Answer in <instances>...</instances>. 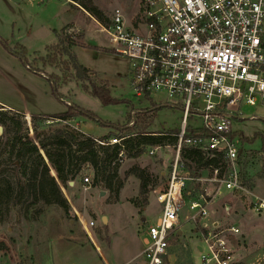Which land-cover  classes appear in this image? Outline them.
<instances>
[{
    "label": "rangeland",
    "instance_id": "1",
    "mask_svg": "<svg viewBox=\"0 0 264 264\" xmlns=\"http://www.w3.org/2000/svg\"><path fill=\"white\" fill-rule=\"evenodd\" d=\"M143 5L144 0H0V36L10 48L15 49L17 44L24 46L27 62L34 69L0 43V101L32 113L61 114L70 107H77L96 116L92 119L77 114L67 121L40 120L29 114L26 116L27 113L10 112L5 107L6 115H0L4 120L0 121V180L10 181L15 188L19 182L26 181L20 168L13 163L15 156L11 154L10 145L16 127L9 116L21 122L20 134L36 143L49 131L66 125H76L71 126L76 131L79 128L75 127L81 126L85 133L100 138L111 131L117 132L113 124L131 126L132 118L135 121L143 118L146 110H149L148 115L153 113L149 131L165 133L179 127L182 111L168 106L164 94L153 93L152 99L134 94L128 59L113 50L108 35L96 30L97 25L88 16V13L93 15L90 7H96L109 21L113 10L119 7L127 24L135 27ZM67 23H72L76 30L71 31L69 26L68 30L64 29ZM49 28L51 32L60 31L59 37L72 36L78 43L72 48L78 61L91 69L90 81L108 88L113 97L123 101L103 104L90 93V81L78 80L71 65L62 62L66 59L64 55L51 65H44L37 59L45 55L47 46L59 42L54 33L46 31ZM50 76L54 77L56 90L53 81L48 79ZM156 106L160 107L152 112ZM240 111L242 115L233 120L232 127L248 153L241 165L242 175L250 189L264 197V152L261 150L264 146V104L243 103ZM161 141L158 145L145 146L144 152L136 157L128 156L123 147V157L118 161L117 174L110 187L104 181L95 182L94 170L89 164H82L77 177L64 186L49 163L51 175L56 177L69 200L70 211L66 214L57 204H32L31 196L19 204L14 205L12 200L0 204V264H143L142 258L135 259L144 246L143 217L147 222L156 221L160 211L157 196L168 189L172 169L171 158L167 155H173L175 140L166 137ZM156 146L160 148L149 154L150 148ZM41 153L44 154L43 150ZM184 164L189 175L185 180L186 200L200 192L207 196L211 193L212 214L224 226H237L239 222L234 214L239 213L235 208L240 206L246 207L252 218L264 216L244 204L246 198L236 197L209 180L210 167L198 168L187 156H184ZM132 168L144 171L146 194H141L140 179L131 173ZM86 176L90 177V183L85 185ZM188 212L185 205L181 211L184 235L170 248L173 264H195L199 259L196 247L199 236L193 224L186 221ZM241 234L240 230L231 241L234 252H238V264H244L242 250L249 252L246 264H264V248L255 251L260 238H264V223L255 237L245 239Z\"/></svg>",
    "mask_w": 264,
    "mask_h": 264
},
{
    "label": "built area",
    "instance_id": "2",
    "mask_svg": "<svg viewBox=\"0 0 264 264\" xmlns=\"http://www.w3.org/2000/svg\"><path fill=\"white\" fill-rule=\"evenodd\" d=\"M140 14L135 27L127 24L119 7L106 22L88 16L96 30L108 35L113 50L128 59L134 94L152 99L153 93H162L168 106L182 111L176 133H147L171 136L175 143L173 155H167L172 162L168 189L157 196L159 215L155 222L144 220L143 264H173L170 248L184 235L181 211L185 205L186 221L199 236L195 264H238L231 241L240 229L224 226L214 217L212 194L200 192L186 200L189 175L184 156L187 148H193L206 159L222 157L224 165L210 167L209 180L246 198L244 204L257 214L264 213V197L250 189L242 175L248 153L237 135H230L243 103L264 104V0H144ZM1 109L6 108L0 103ZM129 124H135L134 117ZM132 136L95 140L123 148ZM158 148H150L149 154ZM122 157L120 151L118 161ZM88 183L86 176L84 184Z\"/></svg>",
    "mask_w": 264,
    "mask_h": 264
},
{
    "label": "trees",
    "instance_id": "3",
    "mask_svg": "<svg viewBox=\"0 0 264 264\" xmlns=\"http://www.w3.org/2000/svg\"><path fill=\"white\" fill-rule=\"evenodd\" d=\"M90 10L99 20L103 22L107 21L104 19L102 11L98 8L90 7ZM0 43L8 48L11 53L23 59L27 66L31 67L27 62L26 48L24 46L17 44L18 46L15 49L10 48L1 36ZM77 44L78 43L72 36L65 34L59 37V42L57 44L47 46L45 55L37 56V59L42 60L44 65H51L56 63L59 56L63 57L64 55L68 60L63 59L62 62L65 65H71L75 77L78 80L90 81L89 74L91 69L81 64L72 50ZM17 49L21 50L18 51ZM48 79L53 81L52 83L56 90L54 77L50 76ZM89 83L91 84L90 93L97 97L103 104H116L123 101L113 97L108 88L99 86L93 81ZM84 87L85 89H89L88 86ZM158 107L160 106H156V108L151 109V111H156ZM3 111L5 110H0V115L5 116L6 114ZM9 111L14 112L11 110ZM148 111L149 110H146V112L143 113L144 117L137 119L133 126L111 124L117 129V132L111 131L98 139H109L112 136L120 137L121 134H134V136L124 141V149L127 155L131 157L141 155L144 152L145 146L161 144L162 139L171 136H152L147 134L153 118V113L148 115ZM77 114L96 119V116L92 113L83 111L77 107H70L66 112L61 114L48 116L33 114L32 117L33 119L40 120L44 118H57L61 121H67ZM9 119L15 123L16 127V133L10 145L11 154L15 156L13 163L20 168L22 176L26 177V181L19 182L15 188L10 181L6 179L0 180V204L9 200H12L14 205L19 204L22 203L27 196H31L32 204H38L39 202L57 204L68 214L70 211L69 200L64 195L56 177L51 175L49 163L56 171L58 180H60L64 186L77 177L82 164H89L92 166L95 182L104 181L108 183L109 187L111 186L112 179L116 176L118 170V157L122 149L121 145H100L95 140L97 137L85 134L81 130L76 131L70 125L57 127L49 131L46 137L39 139L38 143H36L29 136L20 134L21 122L18 119H15L13 116H9ZM0 121L2 123L4 122L1 116ZM105 124L107 123L105 122ZM176 131L177 129H172L167 133H176ZM230 135L234 137L237 133L235 131ZM172 139L174 138L172 137ZM125 142L128 143V145L126 144L125 146ZM41 150H43L44 154L41 153ZM261 150L264 152V146ZM185 155L191 158L198 168H212L224 165L222 157L206 159L200 152L193 148H187ZM187 166L190 167V165ZM131 173H134L140 179L141 194H146L147 179L145 178L144 171L138 168H132Z\"/></svg>",
    "mask_w": 264,
    "mask_h": 264
},
{
    "label": "crops",
    "instance_id": "4",
    "mask_svg": "<svg viewBox=\"0 0 264 264\" xmlns=\"http://www.w3.org/2000/svg\"><path fill=\"white\" fill-rule=\"evenodd\" d=\"M6 2L8 1V0H5ZM68 2V1H67ZM70 3V2H69ZM71 4V3H70ZM72 24V23H71ZM71 24H69V23H67L63 28L64 29H67V28H69L70 27V30L71 31H75L76 30V28L74 27V26H71ZM69 26V27H68ZM62 28V29H63ZM51 29L49 28V29H46V31L49 33V34H55L54 35V38H56V37H58L59 38V33H60V31L59 32H57V29H54V31L53 32H51L50 31ZM68 30V29H67ZM49 41H52V40H49ZM0 103L2 104V105H4L5 107H7L9 110H11V111H14V112H17V113H27V114H29V115H33V114H37V115H54V114H42V113H32V112H29V111H27V110H25L24 108H22V107H18V106H16V105H12V104H7V103H4V102H2V101H0ZM24 107V106H23ZM71 126H76V125H71ZM77 128H79V130H81L83 133H85L84 131H83V129L81 128V126L80 127H78L77 126ZM85 134H87V133H85ZM89 135V134H88ZM94 137H96V136H94ZM236 210H238L239 209V213H235L234 215H235V217H236V221L237 222H239L238 224H236L237 225V227L239 226V228H240V230H241V237L243 236V235H245V239L246 238H248V236H251V237H255V234H258V228L259 227H261V224L263 225V223H264V216H257V217H254V218H252L251 216L252 215H250V213H249V210L248 209H246V207H244V206H240V207H238V208H235ZM256 215V214H255ZM145 220V218L143 217V221ZM258 245H257V247H256V250L255 251H260V250H262L263 248H264V238H263V236L260 238V241L257 243ZM143 250V249H142ZM142 250L139 252V253H137L136 254V257H135V259H138V258H142V256H141V252H142ZM240 252V251H239ZM242 254L244 253L245 255L243 256L244 258H243V263L244 264H246L245 263V258L247 257V253H249L248 251H246V250H242V252H241ZM126 262H123V263H121V264H125ZM104 264H108L107 262H105Z\"/></svg>",
    "mask_w": 264,
    "mask_h": 264
},
{
    "label": "water",
    "instance_id": "5",
    "mask_svg": "<svg viewBox=\"0 0 264 264\" xmlns=\"http://www.w3.org/2000/svg\"><path fill=\"white\" fill-rule=\"evenodd\" d=\"M103 194V193H102ZM104 220H105V217H104Z\"/></svg>",
    "mask_w": 264,
    "mask_h": 264
}]
</instances>
